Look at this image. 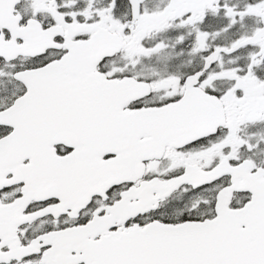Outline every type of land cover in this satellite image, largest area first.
Wrapping results in <instances>:
<instances>
[{
    "label": "snow or ice",
    "instance_id": "6c2138e0",
    "mask_svg": "<svg viewBox=\"0 0 264 264\" xmlns=\"http://www.w3.org/2000/svg\"><path fill=\"white\" fill-rule=\"evenodd\" d=\"M0 264H264V0H0Z\"/></svg>",
    "mask_w": 264,
    "mask_h": 264
}]
</instances>
